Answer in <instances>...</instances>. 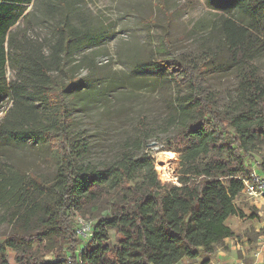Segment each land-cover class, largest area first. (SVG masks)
I'll return each instance as SVG.
<instances>
[{
	"label": "trees",
	"instance_id": "16d2710c",
	"mask_svg": "<svg viewBox=\"0 0 264 264\" xmlns=\"http://www.w3.org/2000/svg\"><path fill=\"white\" fill-rule=\"evenodd\" d=\"M39 4L41 18L53 20L55 34L47 47L13 30L25 21L26 9ZM74 4L0 0V98L11 103L0 121V151L44 145L57 157L49 178L0 168V224L8 226L0 234V264H178L201 253L202 264H209L217 247L234 236L228 219L246 217L237 204L242 179L256 162L264 173V156L256 158L264 147V85L251 64L257 36L264 35V0L226 5L251 16L248 26L228 18L223 27L227 55L242 70L235 109H220L207 63L152 62L177 87L171 121L178 130L165 143V150L179 155L175 183L159 179L154 157L143 152L144 134L104 169L76 162L87 149L71 135L70 102L79 80L65 74L62 82L54 73H65L69 56L97 44L103 34L71 24ZM78 219L90 222L89 242L76 233Z\"/></svg>",
	"mask_w": 264,
	"mask_h": 264
},
{
	"label": "rangeland",
	"instance_id": "374dc122",
	"mask_svg": "<svg viewBox=\"0 0 264 264\" xmlns=\"http://www.w3.org/2000/svg\"><path fill=\"white\" fill-rule=\"evenodd\" d=\"M228 1L76 0L71 24L103 34L97 44L87 43L69 56L63 66L65 73H54L62 82L65 74L79 80V91L70 102L74 121L71 135L87 143V149L77 163L104 169L144 134L143 152L149 151L154 157L159 179L176 182L179 155L165 150V143L178 130V124L171 121L176 112L177 87L152 62L172 58L183 63H207L205 74L220 109H235L240 102L242 70L227 55L229 42L223 27L228 18L248 26L251 16L240 8L226 6ZM39 11L40 4L37 9L29 6L25 21L21 19L13 30L47 47L55 34L53 20L41 18ZM257 37L251 64L264 85V35ZM11 78L7 68L6 79ZM10 104L8 98H0V121ZM141 121L144 128L140 130ZM260 156H264V147L256 156L259 161ZM5 165L49 178L55 173L57 157L44 145L30 144L0 151V168ZM237 204L246 217L227 221L234 236L220 244L216 254L222 252L225 261L252 262L255 253L264 259V205L253 204L245 195L238 197ZM252 212L256 214L254 219L249 217ZM3 213L0 207V218ZM7 230V224L1 223L0 234ZM203 259L201 253L197 259L180 264H202ZM9 260L13 262L11 252Z\"/></svg>",
	"mask_w": 264,
	"mask_h": 264
},
{
	"label": "built area",
	"instance_id": "2783aa9c",
	"mask_svg": "<svg viewBox=\"0 0 264 264\" xmlns=\"http://www.w3.org/2000/svg\"><path fill=\"white\" fill-rule=\"evenodd\" d=\"M258 165L259 164L256 162L249 176L245 179H242L244 186L243 195L252 200L253 204H257L258 202V204L264 205V173L260 171ZM76 233L83 239V241L89 242L93 237L90 222L84 219H78V227ZM258 256L259 253H255V257ZM261 262L262 264H264V259H262ZM235 264L248 263L243 260H239Z\"/></svg>",
	"mask_w": 264,
	"mask_h": 264
},
{
	"label": "crops",
	"instance_id": "0c3cea01",
	"mask_svg": "<svg viewBox=\"0 0 264 264\" xmlns=\"http://www.w3.org/2000/svg\"><path fill=\"white\" fill-rule=\"evenodd\" d=\"M222 256H223V253L218 252L214 257L210 258L209 264H235L239 260L244 261V259H234L233 261H225V260H223ZM251 258H253L254 260L252 262H248V264H262V262H261L262 258L260 255L258 257H255V254H253ZM185 260H186V258L181 260L178 264H180L182 262L186 263Z\"/></svg>",
	"mask_w": 264,
	"mask_h": 264
},
{
	"label": "bare ground",
	"instance_id": "6f19581e",
	"mask_svg": "<svg viewBox=\"0 0 264 264\" xmlns=\"http://www.w3.org/2000/svg\"><path fill=\"white\" fill-rule=\"evenodd\" d=\"M166 153H168V154H171V155H172V153H169V152H166ZM170 160L172 161V158H170ZM171 161H169V164L171 163ZM163 168H165V167H163ZM163 177H166V174H163Z\"/></svg>",
	"mask_w": 264,
	"mask_h": 264
},
{
	"label": "water",
	"instance_id": "95a60500",
	"mask_svg": "<svg viewBox=\"0 0 264 264\" xmlns=\"http://www.w3.org/2000/svg\"><path fill=\"white\" fill-rule=\"evenodd\" d=\"M152 145H156V143H152Z\"/></svg>",
	"mask_w": 264,
	"mask_h": 264
}]
</instances>
